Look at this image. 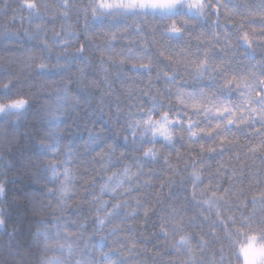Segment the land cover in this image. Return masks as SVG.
I'll use <instances>...</instances> for the list:
<instances>
[{
  "label": "clouds",
  "instance_id": "obj_1",
  "mask_svg": "<svg viewBox=\"0 0 264 264\" xmlns=\"http://www.w3.org/2000/svg\"><path fill=\"white\" fill-rule=\"evenodd\" d=\"M0 264H264V0H0Z\"/></svg>",
  "mask_w": 264,
  "mask_h": 264
}]
</instances>
